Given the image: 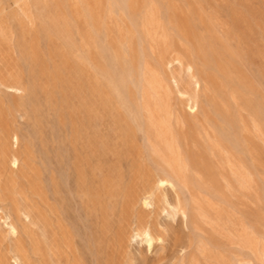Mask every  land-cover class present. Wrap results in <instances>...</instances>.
<instances>
[{
	"label": "rangeland",
	"instance_id": "1",
	"mask_svg": "<svg viewBox=\"0 0 264 264\" xmlns=\"http://www.w3.org/2000/svg\"><path fill=\"white\" fill-rule=\"evenodd\" d=\"M177 58L202 78L195 113L166 76L186 85ZM0 80L22 87L0 86V208L32 218L16 238L0 218V264H16L8 246L55 264V197L76 198L103 264H264V0H0ZM146 114L170 122L189 166L173 186L154 182L168 168ZM148 189L189 219L144 206ZM144 224L161 237L152 248L135 236Z\"/></svg>",
	"mask_w": 264,
	"mask_h": 264
},
{
	"label": "bare ground",
	"instance_id": "2",
	"mask_svg": "<svg viewBox=\"0 0 264 264\" xmlns=\"http://www.w3.org/2000/svg\"><path fill=\"white\" fill-rule=\"evenodd\" d=\"M175 62L178 63V65H184L188 72V81L186 85L183 84L180 77L177 76L173 71H170L168 74H166V76L170 81L173 82L175 92L178 93L181 97L185 98L189 109L192 110V113H195L199 105V90L201 87L202 78L197 73L192 63L184 62L180 58L175 59ZM15 82H13V84H15ZM146 83L149 84L151 88L150 91L153 92V97L148 98V105L159 107L160 105H162V99L159 95V90L157 87V84H160L159 79L154 78L151 81L147 79ZM17 85H9L8 82L0 80V86L14 91L22 90V87ZM24 88L25 87H23V89ZM145 94L146 92L144 91L142 94L143 99L147 97V95ZM145 119L147 120L146 126L142 131L154 148V152L163 159L168 168V170L165 171L166 175H157L154 179V182L157 184V186L163 185L165 183H169L173 186L174 180L182 178L189 172V166L186 162L179 161L177 157L173 155L172 145L169 141L172 125L170 124V122L165 123L163 120H160L158 117H154L150 114H146ZM151 137H153V140H151ZM10 138L14 150L11 153L9 152L10 154L8 156V161L10 162V166L18 168L19 164L21 163V155L18 152L20 141L19 132L17 130L12 131L10 133ZM3 159L4 160L2 162L5 161V158ZM73 166H77V163L74 162ZM66 178L69 185L68 192H70V194H78V202L83 207H91V204H89L88 201H86L85 198L81 195L82 179L80 177V174H76L73 182H71L70 180L71 174H67ZM55 186V189L58 191L59 183L55 182ZM141 201L142 204L148 208L165 209L166 207L164 206H167L172 210H177L186 221L189 219L190 208L180 199H178L176 203L173 204L166 198L164 200L156 198L153 190L148 189L141 197ZM75 203L77 204L75 197L69 199L55 197V264H103L101 261L102 248L101 246L95 244L93 240V238L95 237L91 236L93 234L90 229L87 233L88 227L86 225V222L81 218V214L78 215L79 222L75 220L76 217L72 212V206ZM19 207L15 206L11 209L0 208V218L3 219V223L7 226V233L15 238L19 235L21 228L25 226V219L28 220L27 222L31 221L32 219L31 213H29L30 211L28 212L26 209ZM82 228H84V232L81 231ZM135 236L140 238L141 243H144L149 248H152L156 240L161 239V237L157 235L153 228L148 224L137 226L135 229ZM6 250L7 254H12L16 264H32L31 256L25 250H22L21 248L15 246H8ZM247 264H256V262L248 261Z\"/></svg>",
	"mask_w": 264,
	"mask_h": 264
}]
</instances>
